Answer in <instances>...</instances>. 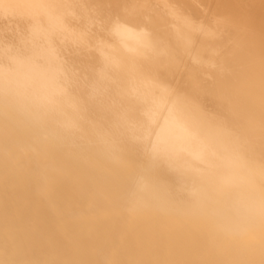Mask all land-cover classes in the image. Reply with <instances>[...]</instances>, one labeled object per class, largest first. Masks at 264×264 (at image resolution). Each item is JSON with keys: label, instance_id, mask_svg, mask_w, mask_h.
<instances>
[{"label": "bare ground", "instance_id": "1", "mask_svg": "<svg viewBox=\"0 0 264 264\" xmlns=\"http://www.w3.org/2000/svg\"><path fill=\"white\" fill-rule=\"evenodd\" d=\"M50 2L0 0V72L26 69L22 91L61 94L66 61L104 81L147 61L126 94L170 172L228 187L232 143L264 152V0ZM125 191L90 147L0 129V264H264V233L222 241L183 204L134 207Z\"/></svg>", "mask_w": 264, "mask_h": 264}, {"label": "clouds", "instance_id": "2", "mask_svg": "<svg viewBox=\"0 0 264 264\" xmlns=\"http://www.w3.org/2000/svg\"><path fill=\"white\" fill-rule=\"evenodd\" d=\"M63 0L43 5L60 7ZM151 73L147 61L125 58L112 79L93 75V68L66 61L59 95L37 98L17 85L27 70L0 72V129L17 130L33 140H60L90 147L99 164L123 175L125 195L134 207L161 202L183 204L214 222L209 231L222 241L247 240L264 233V152L255 153L238 138L231 144V174L225 187L221 173L189 177L170 172L167 149L158 144L157 129L144 121L126 94L130 79ZM179 91V89L174 85ZM164 177H168L165 179ZM238 211L220 216L221 205Z\"/></svg>", "mask_w": 264, "mask_h": 264}]
</instances>
